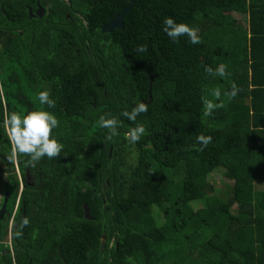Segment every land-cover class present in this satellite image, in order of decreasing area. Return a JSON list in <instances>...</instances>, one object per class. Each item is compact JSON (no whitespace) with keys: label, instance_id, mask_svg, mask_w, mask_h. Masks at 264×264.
Wrapping results in <instances>:
<instances>
[{"label":"trees","instance_id":"obj_1","mask_svg":"<svg viewBox=\"0 0 264 264\" xmlns=\"http://www.w3.org/2000/svg\"><path fill=\"white\" fill-rule=\"evenodd\" d=\"M37 4L45 13L30 18ZM130 4L123 28L101 34ZM167 17L201 43L170 38ZM221 64L230 75L215 74ZM204 100L223 107L205 116ZM138 103L146 113L122 115ZM36 110L58 118L64 147L33 167L10 159L5 121ZM102 115L119 120L111 140ZM0 157V207L8 194L16 230L30 221L20 238L12 228L0 264H264V0H0ZM217 169L232 181L222 197Z\"/></svg>","mask_w":264,"mask_h":264},{"label":"clouds","instance_id":"obj_2","mask_svg":"<svg viewBox=\"0 0 264 264\" xmlns=\"http://www.w3.org/2000/svg\"><path fill=\"white\" fill-rule=\"evenodd\" d=\"M164 31L173 40L177 39L182 35H187L192 44L201 43L200 37L198 36V29L190 27L186 23H176L171 17H167L164 20ZM138 52H146L147 45H138ZM205 71L213 73L210 66H205ZM215 74L226 77L230 75L227 72V66L224 64L219 65L216 69ZM239 88L235 82L232 83L231 91L226 92L225 95L230 98H235L238 94ZM213 95L219 99L221 91L219 88L215 89ZM39 100L42 104H46L49 107H54L55 102L50 98V92L48 90L41 91L39 93ZM204 115L210 116L215 108L223 107V104H215L212 101L204 100ZM147 112V105L144 103H138L131 112L125 111L122 113L123 116L127 117L131 121H135L136 117L141 113ZM58 118L48 110H36L29 112L25 116H21L17 112L9 114L5 121V124L9 126L10 140L13 143L12 155L10 159H15L18 155H25L30 157L28 163L31 166H35L42 158L47 157L48 159L56 158L60 155L63 150V144L55 138L52 133L53 130L59 126ZM98 124L102 128L111 129L107 139L111 140L114 136L118 135L117 127L119 126V120L115 116L102 115L99 118ZM145 128L143 124H138L132 128L127 134V139L130 143H136L145 134ZM198 143L202 147H207L211 142L210 136H204L203 134L197 137ZM14 216L11 218L13 222ZM30 221L25 217L20 225L17 227L15 232L16 238H20L23 235V228L28 226ZM9 225V223H8ZM13 226H11L12 230Z\"/></svg>","mask_w":264,"mask_h":264},{"label":"rangeland","instance_id":"obj_3","mask_svg":"<svg viewBox=\"0 0 264 264\" xmlns=\"http://www.w3.org/2000/svg\"><path fill=\"white\" fill-rule=\"evenodd\" d=\"M0 159H1V157H0ZM215 171L216 172L217 171H222V172H219L217 174H212L210 176L209 182H210V184H211V186L213 188L212 195H214L216 197L217 196L218 197L219 196L222 197V196H224V195H226L228 193L229 188L232 185V181L230 180L228 175L223 173L222 169H217ZM18 179L20 181L19 182L20 183V190L19 191L21 192L22 183H21V179L19 177H18ZM26 179H27V184L31 185V182H30V179H29L28 175L26 176ZM1 195L2 194L0 193V201H1V198H2ZM16 206H17V202L15 203L14 209H15ZM12 215H13V212L5 213V215L3 216L1 222L4 223V224L7 223V222L9 223L11 218H12ZM154 217H155V220L157 222V225L160 226L163 223V217H162L161 213L158 210H156L154 212ZM9 230H10V227H7V237H4V238H2L0 240V246H3V247L5 246V247L10 248L9 244H11V233H10V237H9ZM10 232H11V230H10ZM0 254H1V252H0Z\"/></svg>","mask_w":264,"mask_h":264},{"label":"water","instance_id":"obj_4","mask_svg":"<svg viewBox=\"0 0 264 264\" xmlns=\"http://www.w3.org/2000/svg\"><path fill=\"white\" fill-rule=\"evenodd\" d=\"M131 9V4L125 8L119 15H117L111 22H109L107 25L103 26L100 30L101 34H107L111 33L113 30H121L123 28V18L125 15L130 11ZM45 11L43 8H41L37 4V10L35 11V14L32 15L30 10H28V14L30 18H42L44 15ZM152 79H150V85H151ZM151 102V91L150 89L148 90V103ZM88 186H91V184L88 183ZM85 192V190H83ZM8 202V194H5L3 197L2 205L0 207V220H2L3 216L6 213V206ZM83 210V216L85 220H92V217L90 216L89 210L87 209L86 205L82 206ZM16 230V226H13V231ZM104 244V237L101 239V246ZM8 251L1 252L0 256L7 255ZM28 264H31L29 261Z\"/></svg>","mask_w":264,"mask_h":264},{"label":"built area","instance_id":"obj_5","mask_svg":"<svg viewBox=\"0 0 264 264\" xmlns=\"http://www.w3.org/2000/svg\"><path fill=\"white\" fill-rule=\"evenodd\" d=\"M17 205H18V200H17ZM16 208H17V206L15 207V209H14V211H13V215H12V217H13L14 214H15ZM11 226H12V219L10 220L9 225H8V227H10V230H11ZM10 230H9V237H10ZM9 247H10V249H11V244H9ZM10 251H11V250H10Z\"/></svg>","mask_w":264,"mask_h":264},{"label":"flooded vegetation","instance_id":"obj_6","mask_svg":"<svg viewBox=\"0 0 264 264\" xmlns=\"http://www.w3.org/2000/svg\"><path fill=\"white\" fill-rule=\"evenodd\" d=\"M12 226H14L13 223H12Z\"/></svg>","mask_w":264,"mask_h":264}]
</instances>
